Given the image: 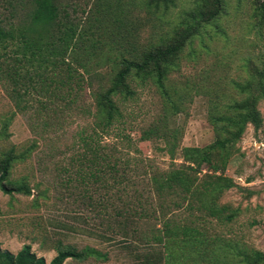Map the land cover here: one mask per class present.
Listing matches in <instances>:
<instances>
[{"label": "rangeland", "instance_id": "1", "mask_svg": "<svg viewBox=\"0 0 264 264\" xmlns=\"http://www.w3.org/2000/svg\"><path fill=\"white\" fill-rule=\"evenodd\" d=\"M29 1L0 0V20L16 26L29 9ZM56 1L62 20L66 14L86 31L80 46L89 53L79 50L78 61L72 64L78 77L86 80L88 74L92 75L94 89L108 83L118 58L139 55L167 39L195 2L173 0L168 7L148 9L144 0ZM258 2L222 0L219 16L184 48L165 81L170 93L180 96L177 109L170 108L152 83L132 82L136 94L119 102L122 122H116L106 133L98 129L96 136L101 151L108 157L118 156L125 166L127 179L121 184L114 182L113 170L105 168L103 176L95 180L87 177L84 168V181L67 186L64 179L68 173L59 169L80 155V134L91 132L96 121L93 97L86 84L73 109L63 107L64 102L56 99L54 104L48 102L54 112L50 108L36 112L33 108L23 113L16 110L9 96L15 91L12 84L0 77V130L7 122V137L0 136V153L11 146L19 150L32 140L37 145L10 174L12 178L26 175L32 193L9 195L0 190V247L16 253L23 244H30L37 256L49 261L57 245L69 244L78 249L95 248L103 255L83 260L67 258L65 264H159V257L167 253L153 240L159 232L158 218L135 216V230L129 225L124 234L117 226L116 221L122 217L116 210L127 201L126 206L137 210L145 206L151 211L150 203L154 202L147 192L149 164L164 170L182 160L180 156L170 160L162 143L139 136L167 115V126L179 130L181 146H203L214 139L211 114L223 112L226 104L244 97L234 82L250 78L251 66L264 65V20ZM257 107L262 124L256 129L251 124L246 126L224 171L233 186L216 197L217 204L235 209L236 216L226 225L204 217L211 237L237 240L240 246L264 254V98L258 100ZM44 121L48 127L43 126ZM127 139L131 140L130 147ZM199 251L190 253L186 263L193 264Z\"/></svg>", "mask_w": 264, "mask_h": 264}, {"label": "trees", "instance_id": "2", "mask_svg": "<svg viewBox=\"0 0 264 264\" xmlns=\"http://www.w3.org/2000/svg\"><path fill=\"white\" fill-rule=\"evenodd\" d=\"M171 4L173 0H144L148 9L165 8ZM29 5L24 18L16 26L10 27L0 20V77L9 81L15 90L9 96L16 110L25 113L35 108L36 112H42L50 108L54 112L55 109L48 106L56 99L64 102L63 107L73 109L86 84L93 97L92 113L96 121L91 132L80 134L83 149L80 155L73 157L69 166L59 169L68 173L64 179L67 186L84 181V168L87 169V177L95 180L103 176L105 168L113 170L114 182L121 184L127 179L125 166L121 165L118 156L108 157L101 151V144L96 139L98 129L106 133L116 122H122L123 111L119 102L134 97V81L138 84L152 83L171 109L178 108L180 96L174 97L165 81L178 65L184 48L194 37L201 35L206 24L219 16L222 0H195L194 7L185 12L167 39L149 46L139 55L118 58L116 70L108 83L99 85L97 89L92 87V75L88 74L86 80L81 75L78 77L72 64L74 60L78 61L79 50L88 51L80 46L86 31L77 22L68 19L66 14L62 20L56 0H30ZM257 9L264 20V0H259ZM249 77L242 82H234L236 90L244 97L226 104L223 112L211 114L215 137L208 144L181 146L179 130L167 126V115L142 130L139 136L141 140L162 143V150L170 160L177 156L182 160L164 170L149 164L147 192L154 202L150 203L151 211L145 206L138 210L132 205L126 206L127 201L116 210V214L122 217L116 223L124 234L128 233L129 225L135 230V216L152 215L154 219L158 218L159 232L153 235V240L167 253L159 257V264H187L188 255L200 249L193 257V264H264L262 251L240 246L237 240L230 238L211 237L204 217L210 216L217 224L226 225L236 216L235 209L217 204L216 197L233 186L232 179L226 177L224 171L246 126L251 124L256 129L262 124L257 103L264 98V65L251 66ZM43 126L48 127L47 121L43 122ZM6 127L7 122H3L0 130L3 138L7 137ZM128 139L130 147L131 140ZM36 147V141L32 140L19 150L11 146L0 153V190L3 193H32L26 175L12 178L10 174L13 166L29 158ZM41 194L44 195L43 192ZM155 203L156 207L153 206ZM194 211L203 213L195 215ZM57 246L55 255L49 261L37 256L30 244H23L16 253L0 247V264H65L67 258L83 260L103 255L91 247Z\"/></svg>", "mask_w": 264, "mask_h": 264}]
</instances>
